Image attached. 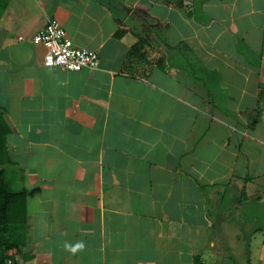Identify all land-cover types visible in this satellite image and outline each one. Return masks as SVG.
<instances>
[{"label":"crops","instance_id":"obj_1","mask_svg":"<svg viewBox=\"0 0 264 264\" xmlns=\"http://www.w3.org/2000/svg\"><path fill=\"white\" fill-rule=\"evenodd\" d=\"M0 111L11 264H264V0H0Z\"/></svg>","mask_w":264,"mask_h":264},{"label":"trees","instance_id":"obj_2","mask_svg":"<svg viewBox=\"0 0 264 264\" xmlns=\"http://www.w3.org/2000/svg\"><path fill=\"white\" fill-rule=\"evenodd\" d=\"M8 132V126L0 111V264H7L9 261L8 251L23 245V230L27 221L24 194L15 192L4 183L3 167L9 162L5 143Z\"/></svg>","mask_w":264,"mask_h":264},{"label":"built area","instance_id":"obj_3","mask_svg":"<svg viewBox=\"0 0 264 264\" xmlns=\"http://www.w3.org/2000/svg\"><path fill=\"white\" fill-rule=\"evenodd\" d=\"M31 40L43 48L44 68L58 67L68 72H79L98 65L97 53L74 47L57 19H49ZM7 264H11V260Z\"/></svg>","mask_w":264,"mask_h":264},{"label":"clouds","instance_id":"obj_4","mask_svg":"<svg viewBox=\"0 0 264 264\" xmlns=\"http://www.w3.org/2000/svg\"><path fill=\"white\" fill-rule=\"evenodd\" d=\"M83 246H84L83 243H80L76 245V248H82ZM73 251H75V249H73Z\"/></svg>","mask_w":264,"mask_h":264}]
</instances>
